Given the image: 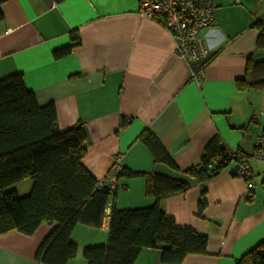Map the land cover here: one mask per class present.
Wrapping results in <instances>:
<instances>
[{
	"label": "crops",
	"instance_id": "0c3cea01",
	"mask_svg": "<svg viewBox=\"0 0 264 264\" xmlns=\"http://www.w3.org/2000/svg\"><path fill=\"white\" fill-rule=\"evenodd\" d=\"M215 4L214 21L204 33L213 58L200 76L194 72L201 61L189 62L179 54L161 18L141 14V0L2 4L0 78L22 73L41 105L54 104L62 129L84 124L82 163L97 180L110 174L118 157L123 172L139 174L119 177L100 227H75L78 253L68 264H88L85 247L108 242L114 206L154 204L146 191L154 173L189 184L185 193L165 197L162 206L178 226L208 237V253L188 255L181 264H237L264 241V160L252 156L256 135L264 133V88L237 87L250 58L264 60L256 27L264 0ZM70 44V51L57 54ZM145 129L160 139L177 168L155 160L139 139ZM216 135L248 155L250 179L233 172L235 161L204 184L184 173L199 165ZM31 187L30 180L15 186L20 195ZM203 188L206 205L200 210ZM56 224L43 222L33 235L15 230L1 235L0 264H43L36 254ZM134 264L171 263L163 262L155 248L142 250Z\"/></svg>",
	"mask_w": 264,
	"mask_h": 264
},
{
	"label": "trees",
	"instance_id": "16d2710c",
	"mask_svg": "<svg viewBox=\"0 0 264 264\" xmlns=\"http://www.w3.org/2000/svg\"><path fill=\"white\" fill-rule=\"evenodd\" d=\"M5 1L0 0V20ZM256 27L258 47L264 49V16ZM72 46L59 49L57 54L67 53ZM212 58L209 54L197 67L204 68ZM237 87L240 90L264 88L263 59L250 58L245 76L237 80ZM86 138L82 122L65 129L60 127L54 104L41 105L22 73L0 78V236L14 230L33 235L43 222L57 223L37 251L36 257L43 264H68L78 253V244L72 240L75 227L103 224L111 189L98 187L99 180L82 163ZM139 139L157 162L177 168L150 129H145ZM237 151L248 157L240 147ZM234 159L216 135L204 147L199 165L184 173L204 184ZM124 175L139 174L122 171L120 176ZM24 180H30L32 187L28 194L20 195L15 186ZM188 189L186 181L159 173L149 174L146 191L155 197L154 204L125 209L114 206L108 242L84 249L88 264H134L142 250L155 248L161 250L162 261L171 264H181L191 254H207L208 237L190 227L178 226L162 206L165 197ZM205 193L203 188L200 210L206 205ZM237 264H264V241Z\"/></svg>",
	"mask_w": 264,
	"mask_h": 264
},
{
	"label": "built area",
	"instance_id": "2783aa9c",
	"mask_svg": "<svg viewBox=\"0 0 264 264\" xmlns=\"http://www.w3.org/2000/svg\"><path fill=\"white\" fill-rule=\"evenodd\" d=\"M215 0H141V14L149 18H161L162 23L172 34L179 54L189 62H203L209 54V46L204 38L207 27L214 21ZM204 68H198L194 74L203 75ZM257 146L252 154L256 159L264 160V133L256 135ZM223 146L235 158L233 172L250 179L252 169L249 158L223 142ZM120 157L110 174L99 180L98 187L109 186L115 189L121 174ZM264 174V173H263ZM264 187V182H263ZM253 190V186L251 187Z\"/></svg>",
	"mask_w": 264,
	"mask_h": 264
},
{
	"label": "rangeland",
	"instance_id": "374dc122",
	"mask_svg": "<svg viewBox=\"0 0 264 264\" xmlns=\"http://www.w3.org/2000/svg\"><path fill=\"white\" fill-rule=\"evenodd\" d=\"M262 170H264V162L262 163ZM160 252H161V250H160Z\"/></svg>",
	"mask_w": 264,
	"mask_h": 264
}]
</instances>
